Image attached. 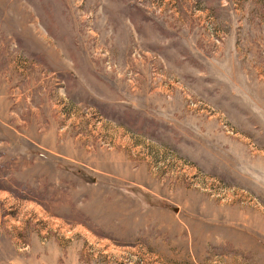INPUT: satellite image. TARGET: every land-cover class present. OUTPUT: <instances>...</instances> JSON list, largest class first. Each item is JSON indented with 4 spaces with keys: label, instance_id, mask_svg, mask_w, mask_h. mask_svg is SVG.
Instances as JSON below:
<instances>
[{
    "label": "rangeland",
    "instance_id": "374dc122",
    "mask_svg": "<svg viewBox=\"0 0 264 264\" xmlns=\"http://www.w3.org/2000/svg\"><path fill=\"white\" fill-rule=\"evenodd\" d=\"M0 264H264V0H0Z\"/></svg>",
    "mask_w": 264,
    "mask_h": 264
}]
</instances>
